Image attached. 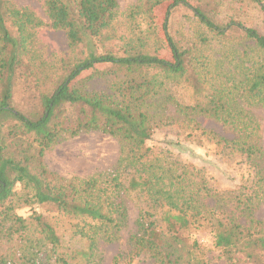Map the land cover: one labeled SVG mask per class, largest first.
Wrapping results in <instances>:
<instances>
[{
  "label": "trees",
  "instance_id": "1",
  "mask_svg": "<svg viewBox=\"0 0 264 264\" xmlns=\"http://www.w3.org/2000/svg\"><path fill=\"white\" fill-rule=\"evenodd\" d=\"M40 1L47 21L0 0V264H99L102 244L128 222V200L138 207L134 257L209 264L193 239L209 230L225 264H264V219L255 216L264 149L253 111L264 108V33L248 21L257 13L264 23V0H135L123 11L118 0ZM166 2L162 35L157 7ZM180 9L198 22L196 33H174ZM43 27L65 33V52H43ZM95 75L109 78L110 92L80 85ZM20 83L28 109L15 102ZM199 116L233 136L204 128ZM168 126L183 140L208 138L217 155L242 159L247 174L221 188L195 163L156 152L148 141ZM91 130L120 141L114 168L69 178L49 169V149Z\"/></svg>",
  "mask_w": 264,
  "mask_h": 264
},
{
  "label": "rangeland",
  "instance_id": "2",
  "mask_svg": "<svg viewBox=\"0 0 264 264\" xmlns=\"http://www.w3.org/2000/svg\"><path fill=\"white\" fill-rule=\"evenodd\" d=\"M195 5H202V0H190ZM19 5L29 6L35 10L46 21L42 3L40 0H15ZM121 11L135 2V0H118ZM166 2L157 7V28L163 35V24L165 20L167 6ZM261 15L252 13L248 18L250 22H256L260 30L264 33V23ZM172 29L174 33H196L199 30L198 22L185 9L175 12L172 18ZM205 30V29H204ZM207 33H210L206 30ZM41 47L46 54H58L67 50V38L62 31H56L50 27H43L39 32ZM162 56L173 60L169 50H164ZM91 71H87L82 77H87ZM80 85L90 92H110V82L108 77L95 75L85 79ZM177 94L182 100H186L189 94L188 88L178 87ZM31 93L23 88L20 83L15 92V102L23 109L32 106L29 96ZM261 123L262 146L264 149V108L255 107L253 109ZM198 121L201 125L213 130L224 137L231 138L233 133L217 120L199 116ZM179 141V143H177ZM156 152L169 153L175 158L187 160L204 168L211 183L221 188L236 186L248 172L247 167L240 158L224 157L217 155L215 145L206 137H201L198 141L191 142L183 140L177 129L172 126L159 128L148 141ZM121 154L120 141L101 131H87L75 136L62 138L57 144L46 152L45 162L50 170L58 173L62 177L72 176L86 177L92 173L114 168L117 165ZM214 200H211V204ZM128 222L122 229L120 237L112 243H105L101 246V257L99 264H157L154 259L148 255L134 257L131 254L129 237L137 231L136 220L138 217V207L131 200H128ZM27 213V210H23ZM256 218L264 219V204H262L255 214ZM67 224L71 222L70 217L65 216ZM205 249L209 264H225L226 260L221 252L214 247V237L209 230L200 231L193 234Z\"/></svg>",
  "mask_w": 264,
  "mask_h": 264
}]
</instances>
